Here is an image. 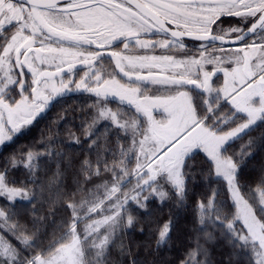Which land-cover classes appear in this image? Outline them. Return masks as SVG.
Here are the masks:
<instances>
[{"label":"snow or ice","instance_id":"6c2138e0","mask_svg":"<svg viewBox=\"0 0 264 264\" xmlns=\"http://www.w3.org/2000/svg\"><path fill=\"white\" fill-rule=\"evenodd\" d=\"M0 264H264V0H0Z\"/></svg>","mask_w":264,"mask_h":264}]
</instances>
